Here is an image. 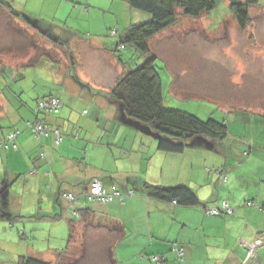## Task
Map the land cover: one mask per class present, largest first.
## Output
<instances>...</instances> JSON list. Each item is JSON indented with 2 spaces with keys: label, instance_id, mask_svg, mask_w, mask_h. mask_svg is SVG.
Segmentation results:
<instances>
[{
  "label": "crops",
  "instance_id": "0c3cea01",
  "mask_svg": "<svg viewBox=\"0 0 264 264\" xmlns=\"http://www.w3.org/2000/svg\"><path fill=\"white\" fill-rule=\"evenodd\" d=\"M0 15V34L11 28L31 37L40 22L14 8H0ZM251 15L255 21L253 40L243 31L239 32L230 18L219 26L210 17L203 18L198 27L194 24L190 31L206 45L224 46L225 53L234 56L238 63L237 83L246 93L250 90L245 86L264 75V23L260 34L257 32L261 38L255 31L256 22L264 19V8L252 9ZM142 16L137 23L149 19ZM10 18L13 21L3 22ZM23 18L25 20L20 22ZM26 18L30 21L25 22ZM228 25L235 27L236 37L233 38L240 36V44L238 39L230 43V38H220L222 32L229 34ZM173 29L176 38L183 33L178 28ZM50 30L53 29H46ZM163 33L154 37L152 46ZM121 34L90 43L94 46L92 53L81 52V48H88L85 42H56L53 45L59 50L63 47L66 50L67 45L72 52L64 54V69L53 57L48 60L49 56L41 57L35 64H30L35 62V55L31 57L30 53L25 60L19 59L18 54L11 53L18 52L14 44L0 49V59L5 56L14 60L8 64L0 60V85L10 83L12 87L19 80L26 81L31 70L45 68L50 76L40 80L35 100L52 96L62 102L59 114L40 116L52 130L48 137L36 138L33 131L26 128V122L36 119L30 103L33 97L27 99L22 96L23 92L12 91V96L6 99L5 92L0 91V142H3L0 146V264H17L22 256L56 264L57 255L67 249L73 261L77 260L75 254L79 258L87 254L88 264H108V255L112 264H264V244L257 247L252 258L248 255L250 246L264 236V133L255 134V130L252 133L249 128V132L233 136L226 145L228 138L214 143L210 149L198 147L180 155L160 152L157 139L124 121L120 106L107 97L129 70L128 62L121 55L118 59L114 53ZM188 34L186 31L185 35ZM71 39L73 42L74 38ZM87 59L90 64L85 71L84 60ZM170 69L168 66L167 77L161 76L163 91L168 89L173 94L176 91L185 98L187 91H182L184 86ZM72 74L75 82L70 78ZM239 105L235 112L229 113L235 120H229L228 124L264 125V120H259L264 117V106L258 109L251 103ZM58 129L64 137L61 143L56 142ZM14 131H19L16 141L11 143L16 147L6 144ZM92 180L102 181L110 192L125 194L135 190L136 195H124L123 201L115 199L106 206L90 203L82 193ZM144 182L162 187L186 185L195 191L200 204L180 207L152 200L140 190ZM63 193L74 195L75 209L84 215L83 220L75 224V239L70 242L69 222L73 217L62 198ZM223 201L234 209L233 216L206 215L207 209ZM249 202L254 203L252 207L247 205ZM27 220L46 222V228L49 224L60 226L67 234L61 242L56 241L57 238L52 242L49 234L44 247L35 248L32 240L37 241L36 227L26 226ZM112 222L121 227L116 238L112 237L108 226ZM99 223L106 225L105 228L98 227ZM5 234L8 236L2 239ZM178 248L183 251L177 252ZM156 257L161 258L160 263L156 262ZM79 264L85 262L81 259Z\"/></svg>",
  "mask_w": 264,
  "mask_h": 264
},
{
  "label": "rangeland",
  "instance_id": "374dc122",
  "mask_svg": "<svg viewBox=\"0 0 264 264\" xmlns=\"http://www.w3.org/2000/svg\"><path fill=\"white\" fill-rule=\"evenodd\" d=\"M12 4L15 10L25 11L27 15L29 14V16L40 20V26L38 27L43 30L42 32L52 28L53 30H50L52 32L50 33L51 39L47 33H43V35L39 36L34 29L30 37L22 34V32H16L13 29L6 28L0 34V49L8 45H13L14 43L19 44V42L25 39H30L35 44L39 45V49H34L35 47L28 48L29 46L26 47V49L30 50L28 53L31 54V57H34V55L40 57L49 56L48 60H51L50 58L53 57L52 59L54 61L57 60L61 62V69L65 68L63 59H65L64 54L66 50L64 47L59 50L58 47L53 45H56L59 39L63 43L67 41L68 44L69 41L73 44L76 41L85 42V47L88 48H81V52H91L90 50H93L94 46L91 47V45H89L90 43L94 41L99 43L104 37H117V33H119V36L131 23L135 24L137 23V19L143 17V13L131 10L120 0H14ZM261 5L264 7V0H261ZM224 6V1H221L219 9L227 14L228 10L224 9ZM135 13H138V16H135ZM213 15L214 14H212V16ZM257 19L258 18H256V20ZM8 20L13 21V19L10 18L3 20V22ZM199 22L202 21L198 20V22H192V20L186 19L182 26L178 28L179 32H183L180 33L182 37L178 35V38H176L175 29H169L166 30L165 34L163 33L164 35L159 36L160 38L158 37L159 39L151 47L156 54L158 53L159 61L157 60L156 62L158 73H160L161 76L167 77L169 66L172 69H170V72L176 75L179 84L184 86L183 88L185 90H181L184 92L187 91V95H184L185 98H182L176 91L174 95L173 93H168L165 89L167 94L164 106L177 108L181 111L191 112L196 115L199 114L197 116L203 120L216 118L220 120L226 119L228 122L229 120H235L233 116L230 117L228 114L235 112L236 107H241L239 104L244 106L245 103H251L260 109L261 106H264V103H261L264 101H261V98H264V75H260L255 81L248 83L245 87L248 88L250 92L246 93L245 89L237 83L236 72L238 70V63L234 56L225 53L224 46L217 47V45L214 46V44L213 46H208L199 36L194 35L195 33H190V31L192 32V28H194V24L197 25ZM221 22H224V20ZM226 22L228 21L225 20V23ZM262 23H264V19L260 20V22L257 21L255 24V31L258 38H261L259 34L260 29L262 31ZM202 25L204 26V23H201L200 27H203ZM1 28L2 26H0V30ZM39 28L37 32H41ZM28 29H30V27H28ZM184 30L189 32L187 36ZM220 31H222V29H220ZM228 32L229 34L227 35H223L222 32L220 38L222 40L230 38L229 42L231 43V41L233 42L235 40L233 37H236L235 27L232 26ZM199 34L202 36V33ZM217 34L218 32L214 39L217 37ZM22 35L25 36V39ZM64 36L67 38L65 39ZM71 38H74L73 42ZM237 39L239 41L240 36H238ZM237 39L235 41H237ZM103 42L107 43L108 40H103ZM229 42L227 41L228 44ZM227 46L231 48L230 45ZM135 53H137L135 49L128 47L121 50L118 54L128 62L127 65L129 70L131 68H136L138 63H141V54L135 55ZM16 54H18L17 58L22 59L20 51L17 53L15 52L13 55ZM27 57L28 54L23 57V60ZM35 58L38 59V57ZM0 60L7 64L8 61L14 63V60L10 57L4 56ZM84 61L86 62V67L83 69L86 71L90 61L89 59ZM48 69L50 68L48 67ZM29 74H27L26 81L19 80L9 88L1 87L0 90L5 88L6 91L7 97H4L9 99V97L12 96V94H10L12 91L16 93L23 92L24 94L22 96L27 99L33 97L30 99L32 100L30 103L34 106L37 102L35 100L37 97L36 92L39 89L37 86H39L41 81L47 79L50 73L45 68H36L31 70ZM87 76L89 80H91L89 74H87ZM70 78L74 82L76 81L74 79V74H72ZM7 80L9 81L10 78ZM79 87H81V85H79ZM51 89L56 91L55 87ZM58 90L61 92V88H58ZM260 95L263 96L260 98ZM214 106L216 108H214ZM208 109L210 110L209 113ZM57 114L59 113H55V115ZM206 114H211V117H206ZM259 120H264V117H259ZM226 124L229 128V137L228 140L225 141V145L231 141L233 136L249 132V128H251L252 133L254 130L255 134L264 133V125L262 124L259 127H247L234 123ZM252 125L254 126V124ZM246 150L248 151V148ZM45 223L46 222H35L34 220H27L26 222V226L31 227V229L36 227L34 233L37 236V241L36 238L32 240L35 248L38 246L43 248L44 243H47L49 234L51 235L49 240L52 242H54L55 238H57L56 241L61 242L67 234L62 227L51 226L49 224V227L46 228L44 227ZM5 236H8V234L3 235L2 239L5 238ZM68 261H70V259H68Z\"/></svg>",
  "mask_w": 264,
  "mask_h": 264
},
{
  "label": "trees",
  "instance_id": "16d2710c",
  "mask_svg": "<svg viewBox=\"0 0 264 264\" xmlns=\"http://www.w3.org/2000/svg\"><path fill=\"white\" fill-rule=\"evenodd\" d=\"M126 4L131 10L136 12L143 13L148 16L149 19L143 22H138L131 24L119 37L117 47L114 51L117 55L121 50L125 48H133L136 50V54H141V63H138L136 68H131L127 70L125 74L118 80L115 87L107 94V97L114 103H116L122 109V117L124 121H127L131 124L136 125L142 130L147 131L152 136L157 137L158 150L162 153L176 154L180 155L186 152L187 150L205 147L210 149L214 143L223 142L229 137V128L226 123V119H213L208 118L203 120L194 113L184 112L177 108H169L164 106L166 100V90L169 93V90L166 89L163 91V85L161 81V75L158 73L156 68V62L158 56L154 53L152 47V40L157 35L162 34L164 31L179 28L182 26L183 22L187 20L198 21L203 18L210 17L211 20L215 23L216 26L222 25L225 23L226 18H230L236 26L238 27L239 32H244V34L251 40L255 38L252 33L254 29V19L251 15V10L254 8L262 7L261 0H120ZM221 1H224V9L228 10V13H224L219 9V4ZM0 8H7L13 10L12 3L8 0H0ZM264 8V7H263ZM212 14H214L212 16ZM14 15V14H13ZM217 16V18H216ZM213 17L216 19L214 20ZM14 18V17H12ZM22 18V17H21ZM25 22H29L30 19L26 18ZM23 20H25L23 18ZM21 20V21H23ZM224 20V22H221ZM40 26L37 24V27ZM39 28V27H38ZM223 28V27H222ZM11 29V28H10ZM40 29V28H39ZM41 30V29H40ZM36 33L41 36L43 33H47L50 38L51 31H44ZM18 32V31H16ZM24 34V33H22ZM119 33H117L118 36ZM252 34V35H251ZM21 35V34H20ZM26 35V34H24ZM22 35L25 39V36ZM51 39V38H50ZM30 39H25L22 42L14 43L15 48L20 51L21 57H24L29 49L26 47H35L34 49H39V45L35 44ZM63 43L60 39L57 41ZM67 42V41H66ZM66 44V43H65ZM8 47V49H10ZM66 54L72 53L71 50L66 45ZM15 54V52H11ZM73 55V54H72ZM36 57V55H35ZM38 57V56H37ZM41 57H38V60L35 58L34 63H37ZM118 59H120L118 55ZM34 61V60H33ZM121 61V60H120ZM18 82V81H17ZM6 83V82H5ZM8 85V86H7ZM1 87H10L9 84H2ZM164 88H167L164 86ZM5 92V88L0 90ZM11 93V92H10ZM22 100V98H21ZM53 100L59 102L57 108L54 109H45L41 107V103L47 102L51 103ZM36 104L33 107V114L36 117L32 122H26V128L33 131V134L36 138H41L40 133L35 132V126L38 123H41L44 128L43 135L47 137L52 130V126L46 124L43 119L40 118L42 115H55L59 113L62 108V102L60 99L49 96L43 99H37ZM214 108H216L214 106ZM210 110L208 109V113ZM207 113V114H208ZM87 113H83L86 115ZM206 114V115H207ZM205 115V116H206ZM211 114L207 115L209 117ZM230 117L231 115L228 114ZM211 117V116H210ZM58 132V133H56ZM55 133L56 142L61 143L64 139L63 134L58 129ZM19 131H14L10 136H13V140L7 138L6 144L13 145V141L17 139ZM3 145V142H0V146ZM7 146V145H6ZM13 147H16L14 144ZM92 180L91 182H93ZM100 181V180H99ZM91 182L88 184L84 190L83 198L90 202L106 206L113 202L115 199H120L123 201L124 195L134 196L136 195L135 190H128L125 194L120 191H108L102 181V187L106 194V200L101 198L91 199L88 195V190ZM141 192L148 198L164 203H171L180 207H193L200 204L194 190L186 185H175L171 187H162L154 186L147 183H142L140 187ZM74 198L70 200V197ZM62 198L68 203L69 211H72L73 219L70 220V236L69 242L75 239V230L76 223L83 220L81 211H76L75 209V197L72 193H63ZM224 202V201H223ZM222 202V203H223ZM221 203V204H222ZM219 206L216 207H220ZM230 206L229 203H227ZM250 204V205H249ZM253 202L247 203L249 207L253 206ZM213 208V207H210ZM234 211V209H233ZM74 212L77 214H74ZM206 213V212H205ZM233 214L230 215L233 216ZM225 212L219 214L218 216L224 215ZM207 216H209L206 213ZM217 216V217H218ZM216 217V216H212ZM106 225L99 223L98 227L105 228ZM109 228L112 230V237L116 238L119 235V230L121 227L116 223H109ZM117 229V230H116ZM118 232V233H117ZM264 240V236L259 238ZM183 251L182 248L176 249ZM69 249L65 250L64 253L57 255L56 264H74L82 262L85 264L88 262L87 254L79 258L78 254H75L74 257L77 260H72L71 256H68ZM108 260L110 255H108ZM86 258V259H85ZM156 262H161L160 257H156ZM70 259V261H68ZM112 261V260H111ZM110 261V262H111ZM112 264L113 261L111 263ZM17 264H52L49 262H44L39 259L30 258L27 256L19 257Z\"/></svg>",
  "mask_w": 264,
  "mask_h": 264
},
{
  "label": "built area",
  "instance_id": "2783aa9c",
  "mask_svg": "<svg viewBox=\"0 0 264 264\" xmlns=\"http://www.w3.org/2000/svg\"><path fill=\"white\" fill-rule=\"evenodd\" d=\"M58 105H59V102L56 100H53L51 103H47V102L41 103V107L45 108V109H51V108L54 109V108H57ZM34 130H35V132H38L42 135L45 134L44 133L45 130H44L43 125L41 123H38L35 126ZM13 138H14L13 136L9 137V139H11V140H13ZM88 195L91 199L101 198L103 200H106L105 191L102 187V183L99 180H94L93 182H91V184L89 186V190H88ZM69 197H70V200L74 199L71 196H69ZM223 212H225L226 214H229V215H231L233 213L232 209L229 207L227 202H223L220 207L209 208L206 211V213L209 216H218L219 214H221ZM74 214H76V213L74 212ZM259 244H260V242H256L255 244H252L250 246V250H249V254H248L249 258H252L254 250L256 248V245H259ZM155 260L157 261V258H155Z\"/></svg>",
  "mask_w": 264,
  "mask_h": 264
},
{
  "label": "bare ground",
  "instance_id": "6f19581e",
  "mask_svg": "<svg viewBox=\"0 0 264 264\" xmlns=\"http://www.w3.org/2000/svg\"><path fill=\"white\" fill-rule=\"evenodd\" d=\"M250 205V204H249ZM70 210V209H69ZM232 211H233V209H232ZM234 212V211H233ZM233 214V213H232ZM256 242H260V244L259 245H256V248H255V250L257 249V247H260V246H262L263 244H264V240H257ZM255 242V243H256ZM255 250H254V253H255ZM254 253H253V255H254Z\"/></svg>",
  "mask_w": 264,
  "mask_h": 264
},
{
  "label": "water",
  "instance_id": "95a60500",
  "mask_svg": "<svg viewBox=\"0 0 264 264\" xmlns=\"http://www.w3.org/2000/svg\"><path fill=\"white\" fill-rule=\"evenodd\" d=\"M121 111H122V109H121ZM156 139H157V137H155Z\"/></svg>",
  "mask_w": 264,
  "mask_h": 264
}]
</instances>
